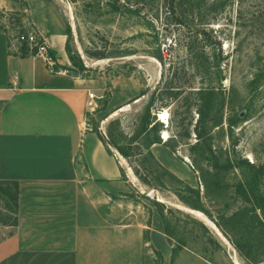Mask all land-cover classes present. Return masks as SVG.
Masks as SVG:
<instances>
[{"label":"rangeland","instance_id":"obj_1","mask_svg":"<svg viewBox=\"0 0 264 264\" xmlns=\"http://www.w3.org/2000/svg\"><path fill=\"white\" fill-rule=\"evenodd\" d=\"M169 3L0 0V29L63 34L62 48L57 40L49 47V67L97 94L93 109L85 100V117L105 138L114 116L131 131L158 86L177 91L169 105L155 100L157 119L168 117L159 119L161 142L151 151L183 183L165 176L148 185L111 146L124 174L110 186L108 209L114 219L145 222L160 210L176 264H264V169L257 170L264 164V76L252 77L264 63V32L237 25L235 0H173V11ZM201 86L212 92L193 90ZM198 107L205 116L195 123ZM5 201L0 186V225H12Z\"/></svg>","mask_w":264,"mask_h":264},{"label":"crops","instance_id":"obj_2","mask_svg":"<svg viewBox=\"0 0 264 264\" xmlns=\"http://www.w3.org/2000/svg\"><path fill=\"white\" fill-rule=\"evenodd\" d=\"M45 38L62 48L63 34ZM86 97L82 81L0 29V180L18 183L0 264H154L155 253L158 264L178 263L157 211L145 222L108 209L123 165L87 126Z\"/></svg>","mask_w":264,"mask_h":264},{"label":"trees","instance_id":"obj_3","mask_svg":"<svg viewBox=\"0 0 264 264\" xmlns=\"http://www.w3.org/2000/svg\"><path fill=\"white\" fill-rule=\"evenodd\" d=\"M170 0L169 8L173 11L174 7ZM234 1V0H233ZM224 0H210L211 5H220ZM237 6L235 9V20L237 25H245L248 28L249 32L254 33H263L264 32V0H235ZM51 56H54V50L49 49ZM264 76V63L262 65H256L253 68L252 77H263ZM169 90V89H168ZM172 90V89H171ZM196 93L202 94L204 91L211 93V89L206 87H198L193 89ZM166 91L161 86H158L154 89V92L151 93V97L145 107L143 114L140 119H136L134 126L129 132H125L122 127V120L120 116H114L108 120L105 127V138L98 130L94 129L97 132L99 138L106 145L108 152L112 153L111 146L118 149L120 154L127 158L129 165L131 166L133 172L139 175L143 182L148 185L152 184L153 181L163 183L165 176H172L179 182L183 181L177 177L171 170L166 168L154 155L151 151L152 144H160L161 137L159 135L160 129H162V123L157 119L155 110L157 107L156 98L159 99L161 105H169L171 95L175 97L177 91H167V96L164 94ZM209 103H206L205 106L208 107ZM154 111V112H153ZM198 113V118L195 123L202 121L205 116V111L202 107H198L196 111ZM197 127V124H195ZM142 135V136H141ZM197 140L201 137V131L196 132ZM166 143V141L164 142ZM171 148L175 144H168ZM198 143H193L191 146L195 148V145ZM196 157H193L195 160ZM139 163L135 165L134 161ZM251 162V166H253ZM122 175L124 170L120 167ZM264 169V164H259L257 170L262 171ZM0 186L3 194L6 195L7 201H5V208L9 210L12 215V225H15L17 222V206H18V183L14 180H0ZM160 216L162 214L158 210ZM164 231L166 233L165 227ZM173 253L175 247H172Z\"/></svg>","mask_w":264,"mask_h":264},{"label":"built area","instance_id":"obj_4","mask_svg":"<svg viewBox=\"0 0 264 264\" xmlns=\"http://www.w3.org/2000/svg\"><path fill=\"white\" fill-rule=\"evenodd\" d=\"M8 41L10 45L15 41L19 43V47L24 46V50L28 54L41 55L45 59L47 65H50L53 62L51 58L52 56L49 53V46L46 42V38L38 31L24 30L23 32H17L15 36L8 35ZM95 98H97V94L93 90H89L86 97V105L89 110L93 109Z\"/></svg>","mask_w":264,"mask_h":264},{"label":"bare ground","instance_id":"obj_5","mask_svg":"<svg viewBox=\"0 0 264 264\" xmlns=\"http://www.w3.org/2000/svg\"><path fill=\"white\" fill-rule=\"evenodd\" d=\"M128 109V108H127ZM124 110H126V109H124ZM114 115V114H113ZM158 115V114H157ZM158 117H160L159 119L162 121V122H167V120L165 119V118H167L168 116H167V114L165 113V112H161V113H159V115H158ZM162 138L163 139H165L164 138V135L162 136ZM131 170V169H130ZM213 224V223H212ZM211 226V225H210ZM214 227V226H213Z\"/></svg>","mask_w":264,"mask_h":264},{"label":"water","instance_id":"obj_6","mask_svg":"<svg viewBox=\"0 0 264 264\" xmlns=\"http://www.w3.org/2000/svg\"><path fill=\"white\" fill-rule=\"evenodd\" d=\"M123 109V108H122ZM121 110V109H120Z\"/></svg>","mask_w":264,"mask_h":264}]
</instances>
